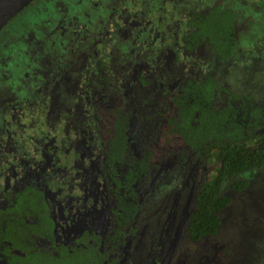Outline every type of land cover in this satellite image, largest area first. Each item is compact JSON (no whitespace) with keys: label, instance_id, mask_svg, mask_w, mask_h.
Instances as JSON below:
<instances>
[{"label":"flooded vegetation","instance_id":"1","mask_svg":"<svg viewBox=\"0 0 264 264\" xmlns=\"http://www.w3.org/2000/svg\"><path fill=\"white\" fill-rule=\"evenodd\" d=\"M67 1L54 0L55 16L0 50V264H40L43 254L50 264H180L207 180L203 156L213 150L195 151L175 129L173 97L188 80L210 76L215 105L249 114L248 97L264 108L258 91L240 93L217 78L234 53L237 62L247 56L236 49L251 29L248 15L234 0H97L92 12ZM151 4L159 10L148 18ZM213 8L234 16L236 46L225 61L205 40L185 37ZM9 41L0 38V49ZM193 56L206 58L202 73ZM141 159L145 171L121 179Z\"/></svg>","mask_w":264,"mask_h":264},{"label":"trees","instance_id":"2","mask_svg":"<svg viewBox=\"0 0 264 264\" xmlns=\"http://www.w3.org/2000/svg\"><path fill=\"white\" fill-rule=\"evenodd\" d=\"M233 20L230 11L213 8L208 14L198 16L193 23L195 29L185 37L194 43L205 40L215 58L225 61L236 46ZM181 89L173 97L180 120L175 123V129L195 151L213 150L218 163L209 179L200 184L187 223L189 237L198 240L220 230V213L232 201V196L224 192L225 187L234 191L244 190L248 186L245 175L264 168V117L261 115L264 108L260 104L251 105L248 97L241 102L244 108L250 109L249 114H239L233 103L222 107L215 105L217 88L210 76L188 80ZM121 127L116 132L121 143L117 146L122 148L125 145V125ZM146 165L145 159L139 160V171L133 165L121 172V175L125 174L121 179L131 182L139 172L145 171ZM50 261L51 257L43 254L40 264H50Z\"/></svg>","mask_w":264,"mask_h":264},{"label":"rangeland","instance_id":"3","mask_svg":"<svg viewBox=\"0 0 264 264\" xmlns=\"http://www.w3.org/2000/svg\"><path fill=\"white\" fill-rule=\"evenodd\" d=\"M53 1L32 0L14 16L0 33V38H10L11 41L0 50L8 52L11 48L14 49L18 45L16 44L18 43L17 37L12 39L14 35L21 30H32L41 24L46 17L55 16L56 9L52 5ZM93 1L97 0H80L77 4H74V0H68L67 7L72 9L80 6L83 11H91ZM100 1L103 2L104 0ZM234 1L237 2L243 12L247 13L249 18L248 22L251 29L248 32H242L241 35L239 34L236 49L238 50L241 45L243 49L239 54H244L247 50V56L237 62L234 53L227 63L219 66L221 68L217 78L220 82L221 76L231 90L240 93L247 91L253 93L255 91V96L258 93L261 94L256 96V99L262 103L264 98V0ZM119 4L122 5V0ZM98 6L101 7V5ZM257 6L259 8H256ZM157 7V4L149 5L145 9L146 16L152 18L159 10ZM160 10H162L161 13H165L167 8L164 7ZM105 14L106 7L102 11L103 17ZM90 28L93 26L91 25ZM259 48L261 49L259 50L260 63L258 64L255 62L253 54ZM205 59L201 56L189 58L192 63L199 61L201 64ZM22 65L24 64H21L20 67ZM204 68H206L205 65L200 68L201 73ZM12 69L13 67L11 70L8 68L12 74L19 70V68ZM214 156L213 151L207 156H203V169L200 171L202 179H208L215 169ZM245 177H247L248 186L244 190L234 191L225 187L224 192L232 196V201L220 213L222 224L216 234L198 240H192L189 235H186L181 244L180 264H261L264 262V168L252 171Z\"/></svg>","mask_w":264,"mask_h":264},{"label":"water","instance_id":"4","mask_svg":"<svg viewBox=\"0 0 264 264\" xmlns=\"http://www.w3.org/2000/svg\"><path fill=\"white\" fill-rule=\"evenodd\" d=\"M31 0H0V29Z\"/></svg>","mask_w":264,"mask_h":264}]
</instances>
